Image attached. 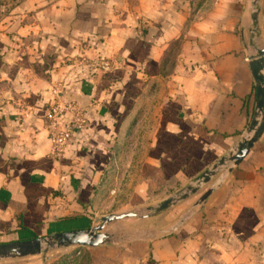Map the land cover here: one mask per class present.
Wrapping results in <instances>:
<instances>
[{"label":"crops","instance_id":"1","mask_svg":"<svg viewBox=\"0 0 264 264\" xmlns=\"http://www.w3.org/2000/svg\"><path fill=\"white\" fill-rule=\"evenodd\" d=\"M255 2L254 26L253 0H0V245L94 227L106 198L159 205L224 155L253 109ZM98 58L117 66L103 74ZM57 98L87 118L60 161L45 131ZM132 148L134 182L117 197L114 168ZM199 197L138 238L68 251L72 264H264V134Z\"/></svg>","mask_w":264,"mask_h":264},{"label":"water","instance_id":"2","mask_svg":"<svg viewBox=\"0 0 264 264\" xmlns=\"http://www.w3.org/2000/svg\"><path fill=\"white\" fill-rule=\"evenodd\" d=\"M252 7L254 9L252 23L255 26L258 14L255 0H253ZM253 30L256 31V28ZM252 42L250 46H252ZM253 47L255 53L247 58V63L254 87V104L250 119L239 135L238 140L224 155L193 179L187 186L180 189L173 196L165 199L156 207L147 209L149 213L142 217V219L160 215L176 204L199 194L208 186L194 205L195 207L200 206L259 143L264 134V50L256 48L254 44ZM135 217L134 213L111 214L100 218L96 226L87 230L59 233L46 238H33L28 241L1 244L0 260L38 256L55 248L68 249L76 247L79 249L103 246L110 243L109 235L103 232L108 224Z\"/></svg>","mask_w":264,"mask_h":264},{"label":"rangeland","instance_id":"3","mask_svg":"<svg viewBox=\"0 0 264 264\" xmlns=\"http://www.w3.org/2000/svg\"><path fill=\"white\" fill-rule=\"evenodd\" d=\"M248 37L246 38V43H248V49L250 53H255L253 43L258 42V37H257V31H254L251 29L250 33H248ZM253 41V42H252ZM252 42V46H250V43ZM171 57V55H169ZM168 59V58H167ZM169 60V59H168ZM167 61V60H166ZM72 65L76 63V61H71ZM94 62H92V65ZM76 65V64H75ZM134 141H138L139 136L134 137ZM123 155L120 157V159H123V161H118V164L115 166L114 171L115 173H118V180L112 182V187L115 189H118L115 193V196H121L123 195L122 193H126V191L129 189L130 185L134 182V175L128 176L126 173H130L131 169L132 171H135L136 169V160H135V154H139L140 150H135L132 148L129 150H123L122 151ZM132 161V162H131ZM126 174V175H125ZM125 175V176H123ZM116 186V187H115ZM208 187V186H207ZM204 188L199 194L194 195L197 197L198 195H201L205 189ZM178 192V191H177ZM176 193V192H175ZM175 193H173L171 196H173ZM114 197L113 195H111ZM117 196V197H118ZM192 196V198L194 197ZM191 198V197H190ZM191 198V199H192ZM167 199V198H166ZM159 199H155L154 201H158ZM124 199L123 197H118L117 199H108L106 198L105 202L101 204L100 213L98 215V218H102L107 215H119L123 213H134L136 215L135 218H130V219H123L120 221L113 222L111 224H108L106 228L104 229V233L108 234L110 237V242L112 243H119L123 242L126 240H132L135 238H138L142 236L143 232V225H149V223L153 224V227H161L159 224L163 222L162 218L159 216H155L154 218L150 220H143L142 217L145 215H148V210L149 208L156 207L157 204L153 205H143V206H138V207H128L124 208L123 211H120L121 206L124 204ZM177 205V204H176ZM119 209V211H115ZM166 213V212H165ZM97 223L94 225L96 226ZM158 234V233H156ZM76 247L74 248H68V249H52L49 250L45 254H41L38 256H33V257H42L43 258V264H72L74 261V258L76 255L74 253H69L68 251H76ZM80 249V248H79ZM69 253V254H67ZM66 255L68 257L66 259H63ZM32 257H26V258H15V259H3L0 260V263H5V264H28L29 259Z\"/></svg>","mask_w":264,"mask_h":264},{"label":"built area","instance_id":"4","mask_svg":"<svg viewBox=\"0 0 264 264\" xmlns=\"http://www.w3.org/2000/svg\"><path fill=\"white\" fill-rule=\"evenodd\" d=\"M93 66L103 74L114 71L117 63L111 59L98 58ZM65 119L64 122L61 119ZM87 126L84 111L74 102L56 99L45 123V131L51 142V156L60 161L74 136Z\"/></svg>","mask_w":264,"mask_h":264},{"label":"trees","instance_id":"5","mask_svg":"<svg viewBox=\"0 0 264 264\" xmlns=\"http://www.w3.org/2000/svg\"><path fill=\"white\" fill-rule=\"evenodd\" d=\"M68 257V255H66L63 259H66ZM78 264H87V258L83 257L81 262Z\"/></svg>","mask_w":264,"mask_h":264}]
</instances>
